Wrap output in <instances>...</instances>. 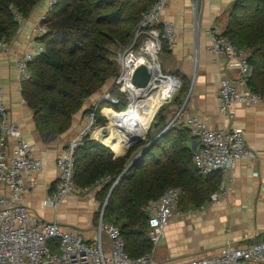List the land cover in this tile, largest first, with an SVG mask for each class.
I'll list each match as a JSON object with an SVG mask.
<instances>
[{"label": "trees", "instance_id": "trees-1", "mask_svg": "<svg viewBox=\"0 0 264 264\" xmlns=\"http://www.w3.org/2000/svg\"><path fill=\"white\" fill-rule=\"evenodd\" d=\"M39 1L0 0V41L9 42L16 35L19 23L15 14L27 19ZM156 1L141 4L140 0H56L45 21L48 31L39 37L45 51L29 63L30 78L22 85L23 96L42 135L49 131L52 135L66 132L85 100L117 75L116 48L132 43L142 14ZM224 35L247 53L252 69L249 85L264 94V1L236 0ZM166 48L164 44L163 49ZM184 92L181 88L180 95ZM121 98V105H125L126 98ZM175 103L180 104V98ZM117 108L123 111L122 107ZM163 112L161 108L152 125L156 133L149 135V141L169 123L168 114ZM97 121L106 123L99 115ZM177 121L155 141L143 161L116 184L110 196L112 185L140 145L125 153L128 147L117 139L112 149L107 142L111 130L102 127L106 137L100 141L109 148L86 136L75 154V183L82 187L101 185L97 199L101 196L108 199L104 221L119 227L126 251L133 258L152 251L148 218L143 209L149 199L178 187L181 189L178 208L185 211L207 202L221 183L219 173L204 176L196 169L193 150L186 145L193 137Z\"/></svg>", "mask_w": 264, "mask_h": 264}, {"label": "crops", "instance_id": "crops-1", "mask_svg": "<svg viewBox=\"0 0 264 264\" xmlns=\"http://www.w3.org/2000/svg\"><path fill=\"white\" fill-rule=\"evenodd\" d=\"M49 1L40 0L26 21L19 26L16 35L7 42V46L0 44V87L8 120L18 125L24 139L35 147L33 156L41 159L43 163L37 183L29 187L20 202L27 207L36 221H57L79 230L89 243H94L98 240L100 226V216L97 223L95 222L96 199L100 188L93 191L90 188L87 193L68 195L58 210L43 203L53 194L58 183V154L69 140L87 125L86 111L99 104L97 115L106 121L109 120L104 109L102 111V108H108V105L100 102L102 94L108 90L114 95L126 98L125 105H119L123 111L128 109L130 100L116 88V76H113L99 91L85 100L83 107L73 115L71 126L66 132L60 135H52L50 131L45 135L39 132L33 110L22 93L23 82L17 61L23 57L25 51L35 49V44L28 39V35L41 23V17L49 14ZM235 1L168 0L167 8L162 14V21L174 22L177 27L176 43L169 48L168 43L164 42L167 48L161 51L163 57H158V63L166 67L168 74L176 76L185 90L179 97L180 104L170 108L175 112L173 118L181 110L178 121L175 120L176 124L184 126L187 117L198 116L215 130L241 129L248 148L257 155V159H242L234 164L226 175L218 174L221 183H232L228 199L222 202H212L209 199L201 206L185 211L178 208L182 214L174 216L164 228L160 244L155 250L158 260L179 263L194 256L212 254L221 249L227 240L239 244L264 240V105L244 107L235 104L231 110V118L222 113L217 104L220 79H236L238 71L228 69L226 58L215 56L209 50V30L224 34ZM159 27L162 29V23ZM130 45L131 43L126 47ZM119 106L113 107L110 112L116 128L121 130L122 121L118 119L121 113H117L120 112L117 110ZM101 125L104 127L103 123ZM146 127L147 124L143 125V128H135L139 137L144 134ZM104 128L110 130L111 125ZM128 133L132 134L134 131ZM122 134L124 138L128 135L123 131ZM94 140L98 141L96 138ZM195 142L196 139H189L186 145L192 149ZM15 143L13 138L7 141L4 149L6 155H12ZM26 182L28 184L27 180ZM0 189L9 194L5 184L0 183ZM102 242L106 250L110 248V240L105 232L102 233Z\"/></svg>", "mask_w": 264, "mask_h": 264}, {"label": "built area", "instance_id": "built-area-1", "mask_svg": "<svg viewBox=\"0 0 264 264\" xmlns=\"http://www.w3.org/2000/svg\"><path fill=\"white\" fill-rule=\"evenodd\" d=\"M55 2L56 0L49 1V12L53 10ZM167 5L168 0H157L142 14L131 45L120 46L115 52V60L119 66L115 86L130 100L128 109L133 100L131 90L136 88L132 83L135 69L143 64L153 69L164 42L172 48L177 41L175 23L162 21ZM47 18L48 14H44L40 19L41 23L28 35V39L34 42L35 49L25 51L17 61L22 82L30 78L29 63L45 51V45L39 37H43L48 31L45 24ZM15 19L19 26L26 21L19 13L15 14ZM161 23L162 29L159 27ZM209 34L211 53L224 56L227 68L238 71L236 79H220L217 92L219 110L231 118V110L235 104L244 107L264 105V94L249 85L252 69L247 53L224 34L214 30H209ZM0 44L7 46L4 41H0ZM100 102L108 105V108H102L105 111L121 105L123 100L108 90L102 94ZM99 110L100 105L95 104L87 113V125L60 150L57 157L58 183L53 194L44 200L45 206L58 210L68 195L87 193L90 190L89 186L82 187L75 183V154L84 138L90 136L95 139L91 134L95 128L102 127L97 121ZM121 112L124 111L117 113ZM184 126L196 139L193 163L204 176L213 173L226 175L238 161L257 159V155L248 148L241 129L215 130L198 116L187 117ZM10 138L15 139L16 143L12 155L8 156L4 149ZM34 150L35 147L24 139L18 125L8 120L0 87V183L9 189V194L0 189V264H264V240L241 244L227 240L221 249L212 254L194 256L179 263L158 260L155 250L164 228L174 216L182 214L177 206L181 189L177 187L169 188L158 198H151L145 203L143 209L148 218L152 251L137 258L128 255L121 230L110 222H104L105 207L100 211L98 240L94 243H89L79 230L57 221L38 222L20 202L29 187L37 183L43 168L42 160L33 156ZM231 190L232 183L223 181L210 199L212 202H222L228 199ZM103 232L110 240V248L107 250L102 242Z\"/></svg>", "mask_w": 264, "mask_h": 264}, {"label": "rangeland", "instance_id": "rangeland-1", "mask_svg": "<svg viewBox=\"0 0 264 264\" xmlns=\"http://www.w3.org/2000/svg\"><path fill=\"white\" fill-rule=\"evenodd\" d=\"M147 2V0H140V2L139 3H141V4H145ZM159 58H161V57H163V55H162V53L160 54V56H158ZM159 58H157V61L158 62H160L159 61ZM161 70H162V73L164 74V75H166V74H168L167 72H166V67H162L161 66ZM167 78H169V77H165V76H163L162 74H157L156 76H155V78H154V82L156 83V85H158V87L155 89V90H153L152 92H150V93H148V94H146V95H144V96H142L140 99H139V102L143 105V106H145V107H147V108H149L150 109V104H151V102L152 101H154L155 102V106H154V108H152V112L150 113V114H152V117H151V119H150V121H149V123L147 124V123H145V124H147V127L145 128V132L147 133L146 135H145V137H143L141 140H139V141H137L132 147H130V145H127L126 143H125V145H126V147H128V149H127V151L125 152V153H127L128 151H130V150H132V149H134L136 146H138V145H140V146H138L137 147V149H135L134 150V153H133V156H132V158L137 154V153H139L140 151H141V149L145 146V145H147L150 141H149V135L150 134H152V135H154L155 133H156V130H154L153 128H152V125H153V123L156 121V119H157V115L159 114V111H160V109L161 108H163V114H168V116H169V122L170 121H172V119H173V116H174V114H175V112H173L174 111V109L173 110H171L170 108L172 107V106H176L177 104L175 103L176 102V100L180 97V91H181V85H179V87L175 90V92L173 93V95H172V97L170 98V100L169 101H167V102H161V101H159L158 100V96H159V93H160V91H161V87H160V85H161V81H162V79H167ZM178 79V78H177ZM179 80V79H178ZM128 108V107H127ZM126 111H127V109H126ZM125 112V111H124ZM111 122H112V124H113V127L111 126V128H110V130H111V134H110V137H108V144H109V146L113 149V144L117 141V139H122V141L124 142V135L122 134V130H118L116 127H115V122H114V120H113V118L110 116V119L109 120H107L106 121V123L104 124V127H107V125H111ZM145 124H143L141 121H139V120H136L135 122H134V128H132V129H134L135 130V128L136 129H140V128H143V125H145ZM99 130H100V132H101V134H102V139L101 140H105V137H106V133L104 132V130H103V128L101 127V126H99ZM92 135V134H91ZM138 137H139V135H138ZM125 153H123V154H125ZM122 154V155H123ZM131 158V159H132ZM100 184L99 183H97V184H95V185H90V187H91V189H92V191L93 190H95L96 188H100ZM109 193H110V191H109ZM109 196V195H108ZM105 197L103 196V198H102V196L97 200L96 199V201H97V203H96V215H95V222L97 223V221H98V216H99V212L101 211V208H103V207H105L106 206V204H107V200L108 199H106L105 201ZM104 202V203H103ZM95 223V224H96ZM87 233H89V231L87 232ZM90 234V233H89ZM176 234H179V232H176ZM173 258V257H172ZM175 259V258H174Z\"/></svg>", "mask_w": 264, "mask_h": 264}, {"label": "bare ground", "instance_id": "bare-ground-1", "mask_svg": "<svg viewBox=\"0 0 264 264\" xmlns=\"http://www.w3.org/2000/svg\"><path fill=\"white\" fill-rule=\"evenodd\" d=\"M158 62L156 61L155 67L158 66ZM161 71V72H160ZM154 75L156 76L157 74H161L162 70L161 67L160 68H154L153 69ZM162 75L164 76V74L162 73ZM155 76H153V80L155 78ZM158 87V85H156V83L154 81H151L150 84L146 87L143 88H134L133 90H131L132 92V104L130 106V108L125 111V112H121V114L119 115L118 119L120 121H122L120 123L121 127L120 129L124 132V134L130 132L131 130L134 131V133H132L131 135H126V138L124 139V143H126L127 145H130L131 143L128 142V140H131L133 138L138 137L137 133L138 131L132 129L134 128V122L136 120L141 121L143 124L145 123H149L152 114H150L152 112V108H154L155 106V102L152 101L150 106V109L143 106L140 102L139 99L152 92L153 90H155ZM160 93L158 96V100L161 102H167L168 100H170V98L172 97L173 93L175 92L176 88L179 87V83L177 81H175L173 78H167V79H162L161 81V85H160ZM111 110H105L106 115L111 116L113 118V115L110 112ZM146 132L144 131V134L139 137L138 139H142L143 137H145ZM93 137H95L96 139L100 140L101 137V132L99 130V127L95 128L93 131ZM137 139V140H138Z\"/></svg>", "mask_w": 264, "mask_h": 264}, {"label": "water", "instance_id": "water-1", "mask_svg": "<svg viewBox=\"0 0 264 264\" xmlns=\"http://www.w3.org/2000/svg\"><path fill=\"white\" fill-rule=\"evenodd\" d=\"M161 65L160 63L158 64V66H154V68H160ZM153 69H151L150 67H148L147 65H140L139 67H137L133 73L132 76V83L134 84V86H136V88H143L146 87L150 84L153 76H154V72ZM165 77H169V78H173L175 81H177L180 85V81L177 79L176 76L171 75V74H166L164 75ZM177 89V88H176ZM169 101V100H168ZM181 110L177 113V115L172 119V121H170L168 123V125L158 134L156 135L147 145H145L141 151L139 153H137L128 163V165L126 166L125 170L123 171V173L120 175V177L118 178V180L112 185V188L110 190L109 196L111 195V192L113 190V188L116 186V184L125 176V174L134 169L139 163H141L147 153L148 150L151 149V147L153 146V144L155 143V141H157L167 130L168 128L175 122V120L178 118L179 114H180ZM104 130L106 131V129L104 128ZM147 134V133H146ZM145 134V135H146ZM134 140L131 144L130 147H132L137 141L141 140V139H132ZM102 145L108 147L104 142L98 140ZM196 147V144L193 145L192 149L194 150ZM109 148V147H108ZM110 184V183H109ZM160 244V243H159Z\"/></svg>", "mask_w": 264, "mask_h": 264}]
</instances>
